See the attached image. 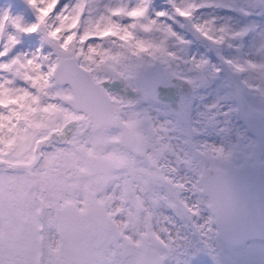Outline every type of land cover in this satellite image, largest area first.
<instances>
[{"label":"snow or ice","instance_id":"snow-or-ice-1","mask_svg":"<svg viewBox=\"0 0 264 264\" xmlns=\"http://www.w3.org/2000/svg\"><path fill=\"white\" fill-rule=\"evenodd\" d=\"M0 264H264V0H0Z\"/></svg>","mask_w":264,"mask_h":264}]
</instances>
